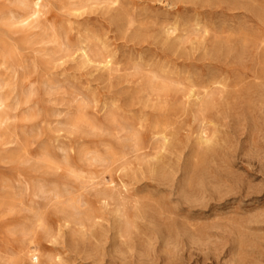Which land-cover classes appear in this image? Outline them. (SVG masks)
<instances>
[{
  "label": "rangeland",
  "instance_id": "obj_1",
  "mask_svg": "<svg viewBox=\"0 0 264 264\" xmlns=\"http://www.w3.org/2000/svg\"><path fill=\"white\" fill-rule=\"evenodd\" d=\"M0 264H264V0H0Z\"/></svg>",
  "mask_w": 264,
  "mask_h": 264
},
{
  "label": "bare ground",
  "instance_id": "obj_2",
  "mask_svg": "<svg viewBox=\"0 0 264 264\" xmlns=\"http://www.w3.org/2000/svg\"><path fill=\"white\" fill-rule=\"evenodd\" d=\"M220 5H221V4H220ZM108 18H109V17H108ZM109 26H110V25H109ZM183 32H184V31H183ZM78 35H79V34H78ZM88 35H89V34H88ZM124 41H125V40H124ZM124 41H123V42H124ZM126 47H127V46H126ZM210 53H211V52H210ZM142 55H143V54H142ZM157 59H158V58H157ZM118 63H119V62H118ZM151 93H152V92H151ZM247 93H248V92H247ZM132 103H133V102H132ZM169 170H170V169H169ZM201 204H202V203H201Z\"/></svg>",
  "mask_w": 264,
  "mask_h": 264
}]
</instances>
